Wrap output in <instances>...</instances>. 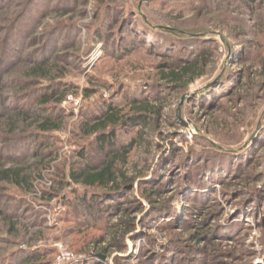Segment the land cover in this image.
<instances>
[{
    "label": "rangeland",
    "instance_id": "1",
    "mask_svg": "<svg viewBox=\"0 0 264 264\" xmlns=\"http://www.w3.org/2000/svg\"><path fill=\"white\" fill-rule=\"evenodd\" d=\"M204 50L191 82L166 76ZM108 106L113 149L84 131ZM133 140L132 185L68 178ZM5 169L32 187L0 176V264H52L56 244L75 264H264V0H0Z\"/></svg>",
    "mask_w": 264,
    "mask_h": 264
},
{
    "label": "trees",
    "instance_id": "2",
    "mask_svg": "<svg viewBox=\"0 0 264 264\" xmlns=\"http://www.w3.org/2000/svg\"><path fill=\"white\" fill-rule=\"evenodd\" d=\"M207 54H208L207 50L198 52L197 59L192 61L193 63L189 62L188 64L179 67L177 70H174L173 69L174 67L168 64L164 65L163 68H165V70L167 71L166 76L169 77V79H171L172 82L177 84L182 83L184 80L191 82L193 80V78H191L192 71L198 69L199 62L201 63V59L203 60L205 56H207ZM170 67H172V69ZM193 75H195V77H199V73L194 72ZM55 95L56 92L54 91V88H51L49 92H46L44 95L40 97L41 105L48 103ZM133 105H136V102H134ZM135 108L137 109L139 108V114H137L136 117L134 118H130L124 121L123 124L127 123L132 127H144L147 124L146 121L147 115L145 113V110L147 108L145 105H141ZM31 113H33L34 121L39 124V128L42 130V132L58 130V126L55 123H53L49 119V117H45V114L39 115L37 109L33 110ZM119 114L120 112L117 111L114 107L108 106L104 110L103 115L101 116L100 124L93 126L88 130H84L85 135H96L97 137L96 140L97 142L99 141V145L102 148L104 147V145H107L110 146L111 149H113V145L111 143L113 142V138H112L113 133L106 135L100 134L99 128H101V130L104 131L109 126L114 127L116 124H119L120 122ZM17 116L25 118L27 117V114L26 112L18 111ZM134 146H135V140H133L127 146L122 147L120 151L116 150L112 154V156L108 155L99 165L86 164L82 168L71 170L69 172L68 178L72 183L79 184L87 188L101 189V190L110 189L113 191H119L122 188L132 185L133 180L126 178V176L122 171V167L119 168V164L121 163L120 165H125L126 156L134 148ZM104 152H106V150ZM77 155L79 158L84 159V152H79ZM0 176L2 180H6V181H10L11 183H14L17 188H20L25 191L31 190L32 182L26 177L22 176L20 170L5 169L0 171ZM50 198L51 197L49 196L48 199ZM81 203L82 204L86 203V199L83 198ZM103 251H106V249H103ZM22 260L24 262L23 264H34L33 262L29 261L30 260L29 256L28 257L25 256L19 259V261Z\"/></svg>",
    "mask_w": 264,
    "mask_h": 264
},
{
    "label": "built area",
    "instance_id": "3",
    "mask_svg": "<svg viewBox=\"0 0 264 264\" xmlns=\"http://www.w3.org/2000/svg\"><path fill=\"white\" fill-rule=\"evenodd\" d=\"M54 248L56 250V257L52 264H75L78 262V258L63 247L62 244H56Z\"/></svg>",
    "mask_w": 264,
    "mask_h": 264
}]
</instances>
